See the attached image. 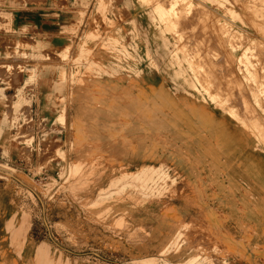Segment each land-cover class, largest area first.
Here are the masks:
<instances>
[{
	"label": "rangeland",
	"instance_id": "374dc122",
	"mask_svg": "<svg viewBox=\"0 0 264 264\" xmlns=\"http://www.w3.org/2000/svg\"><path fill=\"white\" fill-rule=\"evenodd\" d=\"M174 1L0 0V216L5 207L13 209L25 220L27 240L48 252L36 258L13 253L20 245L1 236V225L9 223L6 218L0 220V264H255L252 254L264 259V246L251 245L252 239L260 238L252 224L262 225L264 239V220L242 213L252 207L253 191L236 201L225 169L212 168L218 181L197 182L193 169L187 174L175 163L180 161L177 145L154 134L144 147L133 139L126 104L114 111L115 98L123 103L136 100L137 89L132 94L130 85L133 69L126 66H137L168 91L184 90L189 99L205 101L213 117L225 118L227 128L240 137L247 135L243 119L264 129V0H259L261 5L258 0H181L175 7L182 30L159 31L151 7ZM36 11L37 23L30 19ZM51 11L73 16L72 26L61 29L67 43L62 49L45 33L47 24L57 25ZM137 18L144 20L149 37L139 36L142 23ZM119 29L124 38L121 44L109 41L110 47L127 42L141 59L107 49L106 40ZM83 44L112 50L122 58L112 63L117 76L98 75L107 78V86L94 77L98 67L89 54L80 53ZM181 56L193 57L198 80L206 83L195 81L197 91L190 84L192 76L178 73L189 64L176 61ZM246 66L251 74L242 80ZM49 81L53 84L47 85ZM217 87L220 93H215ZM227 106L239 118L226 112ZM97 123L102 129L91 135L87 129ZM137 130L140 138L146 134ZM203 145L209 155L194 141L185 152L199 149L192 155L207 168L217 147L214 142ZM247 147L264 163V150ZM118 152L125 154L118 159ZM125 158L136 163L126 164ZM52 163L58 164L52 175L45 174ZM232 199L241 213L221 212L231 210ZM230 222L243 229L239 237L229 234Z\"/></svg>",
	"mask_w": 264,
	"mask_h": 264
},
{
	"label": "bare ground",
	"instance_id": "6f19581e",
	"mask_svg": "<svg viewBox=\"0 0 264 264\" xmlns=\"http://www.w3.org/2000/svg\"><path fill=\"white\" fill-rule=\"evenodd\" d=\"M160 1H162V0H160ZM178 1H181V0H175L173 3H171L170 6L167 5L168 7L165 6V4H163L164 6H162L160 4H155L151 7V10L149 13H151V19L154 21H157L156 25H158L159 31L182 30V27L180 24L181 19L179 20V13L177 12V8L175 7V4ZM260 1L258 2L259 4L263 2V0H262V2H260ZM157 2H159V1H157ZM162 3H164V2H162ZM180 5H182V4H180ZM186 21H188V20H186ZM186 24H188V23H186ZM261 29H262L261 30V32H262L263 28L261 27ZM218 30H217V32H218ZM219 32H220V30H219ZM114 33L115 34H112L108 37V39L106 40L107 42L105 41L106 43H108L107 45L110 44L109 41H111V42L114 41V43L118 41L117 43L121 44V42L119 40L122 37L124 38L125 32L122 29H119V30L114 31ZM220 35H221V33H220ZM180 40H181V37H178V41H180ZM221 42H223V41H221ZM126 43H125V45H120V46L112 47V48L109 45V47H107V49H112V50H114V52L116 51L117 53H121L124 56H129V57H133V58H135V56H136V58L141 59V56L137 54L138 51L136 49L133 51H130L126 46ZM222 45H224V42ZM196 47L198 49V46H196ZM64 49H67V48L65 47ZM112 50L103 51L101 49H98L97 47L91 49L89 47H86L84 44L80 48V53L89 54V56L91 57L90 60L92 61V63L96 67H98L97 68V75L96 76H94L92 74L91 75L96 77V79H99L100 84L103 87L107 86L109 81L105 85V80L107 78H104L103 76L98 77V75L101 73H105L108 77H111V78H113L114 75L117 76L116 70H115L116 66H113L112 63L115 62L114 59H117V60L121 59L122 60V58H120L119 55H116V54L113 55ZM110 51H112V52H110ZM198 52H200V51H198ZM133 54L135 56H133ZM231 56L232 55H228L227 59L230 60ZM193 57L195 58L196 56H193ZM193 57L192 58L187 57V56L176 57V59H177L176 61L189 63L187 67L181 66L179 68L180 70L178 71V73L180 76L185 77V78L192 76V78H194V81L190 84L193 87V89H195L197 91L199 88L196 87L195 81H197L199 79V74H198L196 67L192 66V64H191V62H193ZM106 59H107V64L105 63ZM201 59L198 60V61H200V63H201ZM194 60H196V59H194ZM141 61L143 62V60H141ZM202 61L204 62L205 60H202ZM242 62L243 61H241V63ZM244 63L246 64L245 61H244ZM204 64H202V65H204ZM118 66H120L122 68L127 67L130 69H133L134 80L131 81L130 85H131V93L132 94H134L135 87L137 89L136 100H130V101H126V103H123L121 100V97H117L119 95V93H118V95H116L115 93L111 94V96L117 97V98H115L116 102H115V106H114V111H117L120 108H124V106L126 104L127 112L129 114V118H130V122H131L130 128H132L131 132L133 134V139L136 138L137 142L143 143V146L145 147V146L150 145V142H151L150 139H153V135L157 134L158 139H162L164 141H167V143H169V144L172 143V144L177 145L180 148V152H178L180 161H176L175 163L178 164L180 167L181 166L185 167L187 174H189L191 172V170L193 169L192 170L193 173H191V175H193L195 177L197 182L202 180V178H200V175H202V174H205V177H206L205 180H207V181H218V177H216L214 170L216 169L217 171H219L220 169H225V178L228 179V182L233 189L239 188L242 192L253 191L251 194V199H253L252 207L250 208L246 204V206L248 208H250V210L242 211V213H245L249 218H254V220H257V221H258L257 217H261L264 220V177L262 174L260 175V172L257 169V167L255 169L253 167H249V166L245 167V172H244L245 175L241 176L239 181H238L234 176L229 175V172L227 171V169L231 168V166L228 168V167H225L223 165H220V163H224V162L227 163V161L230 160V158L239 157L240 153L236 154V151L234 148L241 147L242 143L245 146L252 147L253 149L264 150L263 149L264 147H262V144L264 143V129L261 127V125L256 124V121H250L249 119H247V120L243 119L241 122L247 123L248 128H246L244 125H241V127H242V130L247 135L240 137L237 133L229 131V129L227 128V126L225 124V120H224L225 118L221 117L218 120L215 119L213 117L212 113H210L208 111L207 107L203 104L205 101L198 99L194 95V93L192 95H194L195 97H193L192 100L189 99L188 97H185V96H182L180 98H173L174 95L171 94L170 91L164 93L163 92L164 87H162L161 85H155L153 83V81H152L153 78H152V76H150L151 75L150 72H148V73L142 72V71H140V69L137 66H126L125 67L124 65L122 66L120 64H118ZM244 71H245V74H243V76L241 77L242 80L249 78L250 74H251L250 70H249V68H247V66L244 69ZM125 76H128V75H125ZM200 77L202 79L203 75L201 74ZM198 81L197 82L199 84H201V85L205 84L206 85V83L204 81H200V80H198ZM101 86H100V88H98V87L97 88L99 90L104 91L105 88H101ZM239 86H240V84H238V87ZM207 89H208V87H207ZM242 90H243V88H242ZM251 90H252V88H251ZM251 90L248 89V92H251ZM207 91L210 94H212L209 91V89ZM215 93H220L219 87H217ZM256 93H257V90H256ZM212 95L215 96L214 94H212ZM128 96H127V98H128ZM213 96L212 97L209 96V99L211 101L214 100ZM145 97H146V99H144ZM149 99H156L158 103L155 106L150 105V102H148ZM221 104L223 106H226L222 102H221ZM229 108L230 107L227 106L225 108L226 109L225 111L226 112L229 111V113H231L233 118H235V119L239 118L238 116H236V114H233L232 113L233 111L231 110V108L230 109ZM239 111H242V110H238L237 111L238 114H239ZM253 111L254 110H250V112H252V113H253ZM139 115H141V116L139 117ZM248 120H249V122H248ZM95 126H97L98 128ZM135 126H136V129H135ZM68 127H69V125H68ZM138 128L144 130L146 133V134H143L141 136L142 138H140L139 131L137 130ZM97 129L98 130L102 129L101 125L98 123L96 125H90L87 130L91 131L90 134L92 135V134H98L96 132ZM254 130L257 131V134L253 133ZM88 131H87V134H89ZM135 131H138V132L135 134L134 133ZM135 135H137V136H135ZM254 135H256L255 138H254ZM122 140H124V139H122ZM248 140H251V141H248ZM193 141L198 148L201 147L203 149L205 155H209V153L207 152V147H205L203 144H208L210 142L215 143L217 149L212 154L210 161H208L209 167L205 168L206 163L202 159L198 158L197 156L192 155L193 152H198L199 149H192L188 153L185 152L186 147H188L190 144H192ZM128 143H130V142H128ZM260 143H261V145H260ZM125 146L122 145V147H124V148H125ZM119 147H121V146H119ZM122 147L119 148L121 150H118V151L122 152V150H124V148L122 149ZM179 148H176L177 151H179ZM116 150H117V148L115 147L114 151H116ZM121 152H118L115 154V156L118 159L120 157H122L123 154H125V152L124 153H121ZM185 159H187V161ZM222 161H224V162H222ZM196 164H200L201 166H199V165L196 166ZM212 168H215V169H212ZM202 169H204L203 170L204 172L201 173L200 170H202ZM259 176H261V177H259ZM246 177H249V179H252L254 181L253 183L258 184L259 187L253 186V184L251 185V183L248 182ZM246 184H249V187H247L245 189ZM243 189H244V191H243ZM259 194L263 195L262 200L258 198ZM230 205H231L230 214L241 213L240 210H238L239 212L235 211L237 206L234 207V200L233 199L231 200ZM2 210L3 211L1 212L2 214L0 216V220L3 222L7 218V219H9V223L7 226L1 225L3 230H4L1 233L2 234L1 236H3L4 240H6V239L9 240L11 242V244L14 243V244L20 245V247H16L14 251L12 250L13 253L14 252L16 254H23V253L24 254L25 253L30 254L31 253L32 257H34V258L38 257L37 254L48 255V252L45 249H36V248H34L33 244H31V242L27 240L26 235H25V230H26L25 220L22 219V216H18L17 214H15L13 209H11V208L8 209L5 207ZM259 211H262V213H260ZM249 215H253V217H251ZM227 242H228L229 246L231 243L232 244L231 247H234V249H236L235 246H233V245H235L233 242L228 241V240H227Z\"/></svg>",
	"mask_w": 264,
	"mask_h": 264
},
{
	"label": "crops",
	"instance_id": "0c3cea01",
	"mask_svg": "<svg viewBox=\"0 0 264 264\" xmlns=\"http://www.w3.org/2000/svg\"><path fill=\"white\" fill-rule=\"evenodd\" d=\"M52 11L49 12V13L52 14V15H56V17H57V21H56L57 25L47 24L46 27H45V33L48 36H52L53 42H54L55 46L57 47V49H62L67 43H66V41H64V39H66V38L60 36L61 29L68 28V27L72 26V24L74 22L73 19H72L73 16L65 15L64 13H61V11H55V13L52 12ZM35 13L36 14L33 15V18H30V19H34L35 22L37 23V22H39V14L40 13H39V11H36ZM41 15H43V14H41ZM131 18H132V15H131ZM128 21H129V19H128ZM139 21H141V23H142V29L137 31V32H139V36L141 38H143L144 36L149 37V31L144 29V24H143L144 20L143 19L139 20L137 18V22H139ZM122 27L124 28V25H122ZM38 42L44 43V41H38ZM130 45H131V43H130ZM105 63L107 64V59H106ZM68 69H69V67H68ZM141 69L145 70L146 67L145 66H141ZM46 84L47 85H52L53 83H52V81L51 82L49 81V83H46ZM155 85H159V84H155ZM160 85L162 87H164V90H163L164 93L168 92V90L165 88V86L163 84H160ZM182 91L185 94L183 92H181V91H178V90H177V92H174V93L170 92V93L174 95L173 98H180L182 96L189 97V96H187V94H188L187 92H185L184 90H182ZM229 131L233 132L232 130H229ZM241 145H242L241 147L234 148L235 151H236V154L240 153L239 157L230 158V160H228L227 163L222 161L224 163H220V165H223V166L228 167V168L231 166V168L227 169V171L229 172V175L234 176L238 181H239L241 176L245 175L244 174L245 167H247V166L253 167L254 169L257 167V169L260 172V175L262 174L263 177H264V163H263V159L260 156H258L256 153L251 151V148H248L243 143ZM20 160L21 159H18L17 161H20ZM125 161H127L126 164H131V165L136 163L135 161H133L132 158H131V160L128 159V158H125ZM17 165H20V163L17 164ZM57 165L58 164L52 163L50 165V167L48 169L44 170L43 172H45V174H47V175H52V173L54 171V167H57ZM259 177H261V176H259ZM201 178L202 179L206 178L205 174H202ZM246 179L248 180L249 183H251V185L253 184V186H258L259 187V185L258 184H254L253 183L254 181L252 179H249V177H246ZM225 184H227L226 181H225ZM244 196H245L244 192H242L239 188H234L233 189V197L235 198L236 201L240 202L243 199ZM213 207L215 208V206H213ZM213 207H211V208H213ZM179 208H181V206ZM190 212H193V211L190 210ZM221 212H224L225 214H228V213H230V210H226L225 209V210H222ZM259 212L262 213V211H259ZM258 225H259V227H258ZM261 226L262 225L256 224V223L252 224V227H253L255 233L260 234V238L252 239L251 245L255 244V245H258V246H262V247L264 246V239L261 237V230H262ZM227 227L229 228V234H231L235 238L239 237L241 230H243L242 228L239 229V227H237V224L233 223V222H230ZM251 256H252V261L255 264L264 263V259H260L259 257H257V255L252 254Z\"/></svg>",
	"mask_w": 264,
	"mask_h": 264
}]
</instances>
